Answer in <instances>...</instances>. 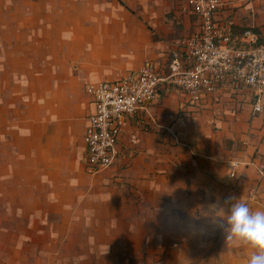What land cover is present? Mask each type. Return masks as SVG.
Instances as JSON below:
<instances>
[{
  "label": "crops",
  "instance_id": "0c3cea01",
  "mask_svg": "<svg viewBox=\"0 0 264 264\" xmlns=\"http://www.w3.org/2000/svg\"><path fill=\"white\" fill-rule=\"evenodd\" d=\"M180 3L0 0V264H248L255 250L208 217L226 216L228 197L264 209V110L239 134L184 122L232 93L254 104L250 88L227 80L194 102L164 86L112 166L87 162L86 85L135 72L144 48L169 51L166 66L153 59L167 72L171 37L197 21ZM219 14L264 35V0H227Z\"/></svg>",
  "mask_w": 264,
  "mask_h": 264
},
{
  "label": "built area",
  "instance_id": "2783aa9c",
  "mask_svg": "<svg viewBox=\"0 0 264 264\" xmlns=\"http://www.w3.org/2000/svg\"><path fill=\"white\" fill-rule=\"evenodd\" d=\"M227 0H184L196 18L195 29L174 41L167 72L153 59L117 79L86 85L95 109L84 141L87 162L94 171L112 166L119 156V142L127 124L148 111L164 88L183 92L194 102L217 92L227 80L248 87L254 96L253 111L264 110V35L252 27L237 29L220 18ZM229 177H236L239 161L228 163ZM264 175V168L261 170ZM252 189L250 198L255 199Z\"/></svg>",
  "mask_w": 264,
  "mask_h": 264
},
{
  "label": "rangeland",
  "instance_id": "374dc122",
  "mask_svg": "<svg viewBox=\"0 0 264 264\" xmlns=\"http://www.w3.org/2000/svg\"><path fill=\"white\" fill-rule=\"evenodd\" d=\"M180 1H181L180 15L182 17L190 18L189 17L190 12L184 7V0H180ZM181 35L182 33L178 31L175 35L171 37V39L176 40L180 38ZM155 38H158V36H156ZM160 51H162V49H159L158 46L155 49H151V50L144 48L143 50L140 51L139 54V65L143 63V60L150 58V59H158L161 61L163 66H166L168 63V57L170 58V53L169 51H166L167 55L164 56L161 55ZM171 92H173V90H171ZM236 95L237 94L232 93L229 95V98L228 97L221 98L217 102L214 101L213 103H211L210 106L208 105L207 107L206 106L199 107L198 111H195L192 114H190L188 117H185L186 120L184 123L186 124L195 123L198 127L201 126V127L213 129L217 134H222L223 132H225L226 135H228L229 133L239 134L241 132L242 133L246 132L245 129L247 128V126L250 123H252L254 118L258 117L260 114L255 113L253 111L252 102H251L252 104H250L247 99L241 100ZM181 116H185V115L181 110H179L176 116V120L181 118ZM140 125H144L143 129L146 132H150L154 130L153 126H159L156 125L155 123L152 125L143 122H141ZM131 132H133L132 129L127 135L128 138H132ZM146 138H149V135H146ZM128 154L131 155V152H129Z\"/></svg>",
  "mask_w": 264,
  "mask_h": 264
},
{
  "label": "clouds",
  "instance_id": "9594fccd",
  "mask_svg": "<svg viewBox=\"0 0 264 264\" xmlns=\"http://www.w3.org/2000/svg\"><path fill=\"white\" fill-rule=\"evenodd\" d=\"M227 215L213 214L208 217L211 224L220 230L227 241L240 240L255 251L248 264H264V209L252 210L248 204L235 197L224 201ZM224 212L223 206H216L214 213Z\"/></svg>",
  "mask_w": 264,
  "mask_h": 264
},
{
  "label": "trees",
  "instance_id": "16d2710c",
  "mask_svg": "<svg viewBox=\"0 0 264 264\" xmlns=\"http://www.w3.org/2000/svg\"><path fill=\"white\" fill-rule=\"evenodd\" d=\"M238 29H240V28H238Z\"/></svg>",
  "mask_w": 264,
  "mask_h": 264
}]
</instances>
